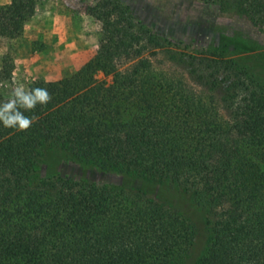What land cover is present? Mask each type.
<instances>
[{"label":"trees","instance_id":"16d2710c","mask_svg":"<svg viewBox=\"0 0 264 264\" xmlns=\"http://www.w3.org/2000/svg\"><path fill=\"white\" fill-rule=\"evenodd\" d=\"M38 2L1 7L0 36L21 37ZM238 5L264 31V0ZM86 14L100 27L96 54L32 83L52 99L25 112L39 117L28 131L0 124V264H264V84L216 50L154 32L121 0ZM160 55L190 79L158 73ZM59 155L164 183L203 218L145 186L64 177Z\"/></svg>","mask_w":264,"mask_h":264},{"label":"rangeland","instance_id":"374dc122","mask_svg":"<svg viewBox=\"0 0 264 264\" xmlns=\"http://www.w3.org/2000/svg\"><path fill=\"white\" fill-rule=\"evenodd\" d=\"M96 0H39L36 15L25 25L16 39L0 36V103L11 98L17 85L29 89L38 81L61 80L80 70L96 54L99 47V25L86 14V7ZM135 19L174 42L193 44L196 49L216 50L234 60L264 84V31L242 14L239 0H121ZM11 0H0V8ZM158 73L173 79H190L185 70L164 55L153 60ZM98 79L111 83L112 77L102 73ZM58 172L64 177L87 179L99 185L147 187L155 191L163 203L178 208L192 218L203 215L190 199L179 197L164 183L145 181L141 177L105 173L78 162L56 158ZM44 167L43 175L47 174ZM192 207V208H191ZM196 208V209H195ZM197 213H195V211ZM200 220L203 246L207 231ZM198 251V250H197ZM191 264V262H190Z\"/></svg>","mask_w":264,"mask_h":264},{"label":"clouds","instance_id":"9594fccd","mask_svg":"<svg viewBox=\"0 0 264 264\" xmlns=\"http://www.w3.org/2000/svg\"><path fill=\"white\" fill-rule=\"evenodd\" d=\"M5 85L6 82L0 84V86ZM51 99L52 96L47 88L26 89L22 84L17 85L11 93V98L0 103V124L5 128L26 132L39 117L36 115L28 116L25 112L34 111L38 105H47Z\"/></svg>","mask_w":264,"mask_h":264},{"label":"crops","instance_id":"0c3cea01","mask_svg":"<svg viewBox=\"0 0 264 264\" xmlns=\"http://www.w3.org/2000/svg\"><path fill=\"white\" fill-rule=\"evenodd\" d=\"M2 68V61H1V59H0V69Z\"/></svg>","mask_w":264,"mask_h":264}]
</instances>
